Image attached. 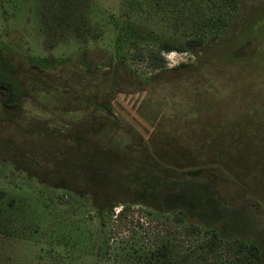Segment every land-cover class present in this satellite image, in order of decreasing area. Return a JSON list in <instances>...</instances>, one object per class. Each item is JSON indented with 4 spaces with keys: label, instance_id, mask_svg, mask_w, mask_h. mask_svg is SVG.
I'll return each mask as SVG.
<instances>
[{
    "label": "rangeland",
    "instance_id": "1",
    "mask_svg": "<svg viewBox=\"0 0 264 264\" xmlns=\"http://www.w3.org/2000/svg\"><path fill=\"white\" fill-rule=\"evenodd\" d=\"M60 1L0 0V72L21 99L0 98V264H142L165 244L185 264H236L234 239L264 264V0ZM196 36L202 48L164 52L163 66L149 54ZM67 145L87 164L70 181L127 196V210L103 222L76 191L41 183L39 152ZM136 173L198 195L193 212L217 216L198 221L219 231L216 251L180 207L133 202Z\"/></svg>",
    "mask_w": 264,
    "mask_h": 264
},
{
    "label": "trees",
    "instance_id": "2",
    "mask_svg": "<svg viewBox=\"0 0 264 264\" xmlns=\"http://www.w3.org/2000/svg\"><path fill=\"white\" fill-rule=\"evenodd\" d=\"M79 0H61L60 1V7L62 9V12L68 11H74L76 9L77 4ZM70 9V10H69ZM232 34H230L231 36ZM205 45V39L201 36L196 37H190L186 39L184 42H178L170 39H165L161 42H159L158 47L150 49V56L156 57V66H163L165 63V59L163 57L164 52H170V51H177V52H187L192 51L196 52L198 49L202 48ZM0 98L2 100V104L5 107L8 108H16L20 105V97L18 95V87L17 84L12 81L11 79L7 78L4 74L0 72ZM98 109L103 110L104 112L113 114L111 109L104 105H98ZM97 108V107H96ZM79 143H86L84 136L81 140H79ZM75 147H71L70 145H67L61 149H51V150H42L38 154V157L36 159L37 162V168L38 172H34L35 176L41 179V183L46 185L50 188H62L66 189L68 191H76L78 194L81 195L83 199L88 200L90 203L93 204V206L97 207L98 210L101 213L103 222L108 215H104V211H113L115 204L122 203V208L120 212L127 210L129 200H125L127 196H124L126 198H122L120 200H112V199H106V198H98L99 196L94 194V191L99 190V187L96 184H90L92 185V191L93 193L88 194L87 190L83 189V187H86L87 184L76 182V181H70L71 176H75L78 174V171H84L87 170V164L85 163V158H81L77 160L73 154L71 153L72 150H74ZM73 152V151H72ZM85 153V152H84ZM75 154V153H74ZM83 152H79L76 155H82ZM83 157V156H82ZM128 164V163H127ZM133 166V165H131ZM90 172L97 171V168L90 167ZM136 179L140 181V185L142 186V191L138 192L136 194H132L130 191H127L126 194L130 192L128 196H132L134 198L133 202L143 203L155 208L157 211H164L165 209H172L174 207H180L178 208L179 213L181 212L182 217L177 216L180 220H187L188 221V227L187 230L190 232H204L208 234V237L204 239V241L201 243V246L207 249L208 253H213L216 251V249L221 245V235L219 231L215 228L209 227L206 224L199 223L200 219H208L211 220L213 218H216L217 216H211V211L208 210L207 215L203 212H193V208L195 206L194 201L197 199L198 195L196 194L192 195L193 197L185 196L182 190H178V195L176 197H171L169 195V190L160 189L159 191H156V187H159L161 184L169 183V181H165L164 179L160 182L157 181L158 186H153L152 181L144 180L143 177L140 176V174L136 173ZM176 183H180V181H174ZM174 182L172 183L174 185ZM216 182V179H213V183ZM145 183H147V186H145ZM145 186V187H144ZM214 189V185L212 186ZM169 189V187H168ZM186 189V188H185ZM164 194V200L167 201L168 206L162 207L161 206V200L162 195ZM136 198V199H135ZM138 200V201H137ZM163 200V201H164ZM197 207V206H196ZM183 209V210H182ZM182 210V211H181ZM193 212V216L188 217V213ZM202 215H201V214ZM206 215V216H205ZM186 216V218H184ZM105 217V218H104ZM203 229V230H202ZM232 243V244H231ZM101 248H105L108 244L107 239L101 238ZM229 247L235 248L236 253V264H257V261L261 257V250L259 246L255 242H247L243 239H234L232 242H229ZM142 264H185L184 260L179 259L178 257H175L172 252L170 251V248L167 244H165L161 248H157L151 252V256L146 260L143 261Z\"/></svg>",
    "mask_w": 264,
    "mask_h": 264
}]
</instances>
